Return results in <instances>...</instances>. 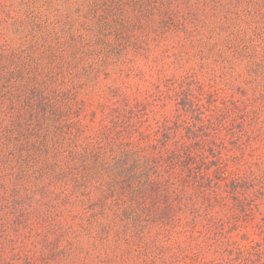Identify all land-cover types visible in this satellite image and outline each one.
Masks as SVG:
<instances>
[{
    "label": "trees",
    "instance_id": "trees-1",
    "mask_svg": "<svg viewBox=\"0 0 264 264\" xmlns=\"http://www.w3.org/2000/svg\"><path fill=\"white\" fill-rule=\"evenodd\" d=\"M263 45L264 0H0V264H187L205 240L201 264H264L224 235L229 199L264 200L223 164L232 111L205 116L185 76L160 121V96L101 79L168 47L185 71Z\"/></svg>",
    "mask_w": 264,
    "mask_h": 264
},
{
    "label": "rangeland",
    "instance_id": "rangeland-1",
    "mask_svg": "<svg viewBox=\"0 0 264 264\" xmlns=\"http://www.w3.org/2000/svg\"><path fill=\"white\" fill-rule=\"evenodd\" d=\"M161 51L164 49L156 50L152 56L129 60L121 71L102 77L103 83L118 88L131 99L160 96L152 109L161 121L162 114L173 116L175 110L181 108L172 101L179 91L181 77H193L189 89L205 116L215 114L216 110L232 111L220 135L222 161L227 165L229 177H244L252 171L264 184V71L249 69V59L244 51L234 55L228 53L227 58L215 53V56H203L202 62H182L185 71L172 68L171 52L164 55ZM253 60L259 61L264 68V56L249 61ZM258 203V212L255 208L248 212L235 200H228L227 210L221 218L229 249H249L257 244L264 247V200L259 198ZM204 242L211 245L210 252L205 255L209 257L215 245L208 240ZM205 256L199 259L189 256L186 263L201 264L200 258Z\"/></svg>",
    "mask_w": 264,
    "mask_h": 264
}]
</instances>
